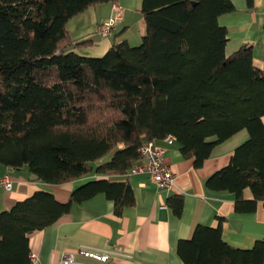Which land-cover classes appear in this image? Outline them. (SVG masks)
<instances>
[{
	"label": "trees",
	"instance_id": "16d2710c",
	"mask_svg": "<svg viewBox=\"0 0 264 264\" xmlns=\"http://www.w3.org/2000/svg\"><path fill=\"white\" fill-rule=\"evenodd\" d=\"M117 1L0 0V165L47 184L89 179L66 203L40 190L1 212L0 264H30L29 234L73 204L104 194L117 215L134 206L128 180L117 179L145 144L168 136L200 167L246 129L248 140L206 186L236 194L239 210L246 188L264 201V71L250 46L225 53L219 18L235 10L232 0H142L140 45L114 42L100 57L78 55L87 43L65 51L69 20ZM176 250L184 264H264V240L235 248L220 226L199 224Z\"/></svg>",
	"mask_w": 264,
	"mask_h": 264
},
{
	"label": "crops",
	"instance_id": "0c3cea01",
	"mask_svg": "<svg viewBox=\"0 0 264 264\" xmlns=\"http://www.w3.org/2000/svg\"><path fill=\"white\" fill-rule=\"evenodd\" d=\"M232 2L235 10L219 18V24L227 30L225 53L229 56L250 46L254 66L264 71V0H252V4L248 0ZM136 3L142 4V0H118L90 7V21L81 30H73L72 22L88 10L69 20L71 38L75 43L97 34L99 25L114 15L115 6H120L129 13L125 10L123 19L113 29L112 44L135 40L128 35L136 26L142 39L146 22L141 6L139 10L134 8ZM248 138V131L243 129L215 145L200 167L195 166L194 158L182 155L176 139L172 144L165 139L154 141L164 149L165 162L175 176L170 190L159 188L148 173L118 177L117 180H128L133 188L134 206L117 215L114 203L104 194L73 204L55 223L29 234L30 251L38 255L39 264H56L65 252L75 251L80 245L119 253L103 263L78 256L80 264H184L177 244L181 239H190L199 224L220 226L224 241L235 248H253L257 241L264 240V201L255 202L251 189L246 188L239 210L236 194L206 186L207 179L225 168L235 149ZM31 175L27 169L11 170L0 165V180L7 177L13 183L11 190L0 187V213L40 190L52 192L59 202L66 203L73 189L89 180L47 184L33 180Z\"/></svg>",
	"mask_w": 264,
	"mask_h": 264
},
{
	"label": "built area",
	"instance_id": "2783aa9c",
	"mask_svg": "<svg viewBox=\"0 0 264 264\" xmlns=\"http://www.w3.org/2000/svg\"><path fill=\"white\" fill-rule=\"evenodd\" d=\"M115 13L107 21L103 22L98 27V33L101 38L109 37L116 25L123 19L124 10L120 6L114 7ZM264 26V12H263ZM174 136H168L165 140L172 144L175 141ZM141 157L133 165L131 173H148L151 180L161 189L170 190L174 183V173L170 165L165 162L164 149L154 142L145 144L140 149ZM0 187L5 190H11L13 183L6 178L0 180ZM115 251H106L93 248L86 245H80L75 251L65 252L56 264H80L78 256L93 259L99 262H106L113 256H118ZM30 264H39V257L36 253H30Z\"/></svg>",
	"mask_w": 264,
	"mask_h": 264
},
{
	"label": "rangeland",
	"instance_id": "374dc122",
	"mask_svg": "<svg viewBox=\"0 0 264 264\" xmlns=\"http://www.w3.org/2000/svg\"><path fill=\"white\" fill-rule=\"evenodd\" d=\"M131 1L134 2L137 0H131ZM133 6H134V8L139 10V7L141 6V4L139 3V5H137V3H136V4H133ZM122 8L124 10L125 7H122ZM125 10H124V12H125ZM103 12H105V11H103ZM103 12H100V13H103ZM90 13L92 14V12H89V10H88V12H86L85 14H82L81 16L76 17L75 20H73V22H72V23H74L72 25V29L73 30H81V28H84L86 23L90 21V19H89ZM126 13L128 15L129 11L126 10ZM134 13H135V9H134V11L130 12L131 15ZM107 20H105V21H107ZM112 35L113 34H111L109 37L101 38L100 41L85 42L87 44L76 48V52L78 53V55H83V56H94V57L103 56L105 54V52L108 50V48L112 45V42H113V36ZM128 36L130 38H135V40H132V41L129 40V43L131 45L138 46L141 44L142 39L139 38V36H138V26H136L134 28V30H131L130 34ZM136 36H138V39H136L137 38ZM115 38H117V37H115ZM107 158H110V157H107Z\"/></svg>",
	"mask_w": 264,
	"mask_h": 264
},
{
	"label": "water",
	"instance_id": "95a60500",
	"mask_svg": "<svg viewBox=\"0 0 264 264\" xmlns=\"http://www.w3.org/2000/svg\"><path fill=\"white\" fill-rule=\"evenodd\" d=\"M99 40H101L100 35L99 34H95V35L89 36V37H87V38H85L83 40H80V41H77V42L73 43L72 45H70L69 47H67L65 49V51L74 50L77 47V45L83 44L85 42H93V41H99ZM31 178L33 180H38L39 179V177L36 176V175H34V174L31 175Z\"/></svg>",
	"mask_w": 264,
	"mask_h": 264
}]
</instances>
